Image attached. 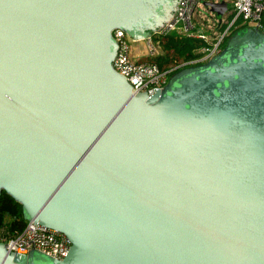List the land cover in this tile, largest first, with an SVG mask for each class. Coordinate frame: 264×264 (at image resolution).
I'll list each match as a JSON object with an SVG mask.
<instances>
[{
  "label": "water",
  "instance_id": "water-1",
  "mask_svg": "<svg viewBox=\"0 0 264 264\" xmlns=\"http://www.w3.org/2000/svg\"><path fill=\"white\" fill-rule=\"evenodd\" d=\"M180 1L0 0V195L70 243L0 264H264V34L151 96L112 66Z\"/></svg>",
  "mask_w": 264,
  "mask_h": 264
},
{
  "label": "built area",
  "instance_id": "built-area-1",
  "mask_svg": "<svg viewBox=\"0 0 264 264\" xmlns=\"http://www.w3.org/2000/svg\"><path fill=\"white\" fill-rule=\"evenodd\" d=\"M231 3L233 14L226 22L223 17L229 7L224 0H181L172 20L159 32L144 40L135 41L122 31H114L112 37L118 48L112 63L113 68L127 80L134 94L146 93L151 96L167 85L168 76L171 74L206 63L220 54L228 39L236 33V27L250 25L264 34V0H231ZM199 4L210 15L207 21H194L193 15ZM204 4H225L226 10L218 16ZM171 33L176 37L202 40L205 45L196 51L199 55L197 59L181 61L174 67L161 69L150 59L162 54L158 38ZM0 244L8 252L26 255L30 251H36L59 261L67 256L70 248V243L63 234L33 221L26 222L21 229L13 228L8 221L0 223Z\"/></svg>",
  "mask_w": 264,
  "mask_h": 264
},
{
  "label": "trees",
  "instance_id": "trees-1",
  "mask_svg": "<svg viewBox=\"0 0 264 264\" xmlns=\"http://www.w3.org/2000/svg\"><path fill=\"white\" fill-rule=\"evenodd\" d=\"M264 22V17H263ZM162 54L150 59L161 69L174 67L181 61H193L198 58L196 51L205 43L191 37H176L168 34L158 38ZM8 221L13 228L21 229L27 222L22 214L21 206L4 192L0 195V223Z\"/></svg>",
  "mask_w": 264,
  "mask_h": 264
},
{
  "label": "rangeland",
  "instance_id": "rangeland-1",
  "mask_svg": "<svg viewBox=\"0 0 264 264\" xmlns=\"http://www.w3.org/2000/svg\"><path fill=\"white\" fill-rule=\"evenodd\" d=\"M208 1L218 2V1H222V0H208ZM224 1L228 2V7H229L228 12L223 17V20L226 22V21H228L229 17L233 14V9H232L231 0H224ZM209 17H210V15L205 11V9L203 8L202 4H199L196 7L195 12H194V15H193L194 21L198 22L199 20H202V19L205 20V21H207ZM245 30H252V31H254L255 28L252 27V26H250V25H242V26L236 27V30L235 31L237 33V32H242V31H245ZM132 47L133 46L131 45V50H132ZM136 60L139 61L138 58H136ZM173 75L174 74H171L170 76H168V82L170 81V79L172 78ZM35 254L37 256H39V257H43L38 252H35Z\"/></svg>",
  "mask_w": 264,
  "mask_h": 264
},
{
  "label": "flooded vegetation",
  "instance_id": "flooded-vegetation-1",
  "mask_svg": "<svg viewBox=\"0 0 264 264\" xmlns=\"http://www.w3.org/2000/svg\"><path fill=\"white\" fill-rule=\"evenodd\" d=\"M204 64V63H203ZM200 65H202V64H200Z\"/></svg>",
  "mask_w": 264,
  "mask_h": 264
},
{
  "label": "crops",
  "instance_id": "crops-1",
  "mask_svg": "<svg viewBox=\"0 0 264 264\" xmlns=\"http://www.w3.org/2000/svg\"><path fill=\"white\" fill-rule=\"evenodd\" d=\"M145 60V59H144Z\"/></svg>",
  "mask_w": 264,
  "mask_h": 264
}]
</instances>
